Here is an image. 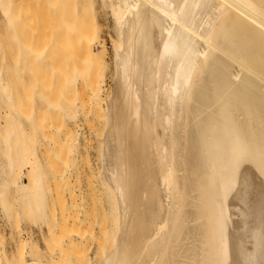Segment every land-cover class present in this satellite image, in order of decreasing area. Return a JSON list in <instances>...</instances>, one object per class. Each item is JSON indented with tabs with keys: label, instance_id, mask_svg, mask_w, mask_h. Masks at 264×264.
I'll return each mask as SVG.
<instances>
[{
	"label": "bare ground",
	"instance_id": "6f19581e",
	"mask_svg": "<svg viewBox=\"0 0 264 264\" xmlns=\"http://www.w3.org/2000/svg\"><path fill=\"white\" fill-rule=\"evenodd\" d=\"M4 1L2 11L6 2L12 3ZM103 1L118 41L102 180L117 206L119 238L95 264H264V0ZM42 12L41 19L47 13ZM86 25L66 34L69 38L62 36L65 30L56 35L59 28L53 29L57 39L48 33L49 25L45 33L33 26L35 33L31 39L26 34L25 42L30 41L31 57L53 70L44 67L43 73L59 76L53 77L58 90L78 93V99L103 91L99 71L91 72L104 62L96 50H102V57L105 43ZM43 34L46 44L39 49ZM43 73L38 75L43 80L36 81L42 90L53 81ZM54 86L48 83L42 93L52 95L48 89L54 92ZM12 92L5 95L19 108L20 99L14 100ZM62 127L59 135L67 128ZM5 137L6 129H0L3 153ZM53 145L57 150L58 143ZM64 148L60 153L68 151ZM165 169L170 176L160 181L167 188L163 194L157 182Z\"/></svg>",
	"mask_w": 264,
	"mask_h": 264
},
{
	"label": "rangeland",
	"instance_id": "374dc122",
	"mask_svg": "<svg viewBox=\"0 0 264 264\" xmlns=\"http://www.w3.org/2000/svg\"><path fill=\"white\" fill-rule=\"evenodd\" d=\"M10 1H12L10 4L9 1L6 2L7 9L4 11L0 9V83H2L0 85V129H6L4 142L6 151L4 153L0 151V264H20L21 259L23 264H95L104 259L103 255L105 256L114 249V241L119 238L118 220L115 217L117 206L114 207L116 204H114L111 190L103 183L102 178L104 179L106 172L104 173L105 168L103 167V161H101L103 159L101 157L104 151L103 148H105L103 139H105V132L109 126V105H111V99L113 100V92L116 87V78L113 73L117 43L115 41H118V37L114 30L112 14L110 8H108V3L103 0ZM45 9L48 14L44 12ZM41 11L44 12V14L42 12L43 19L40 15ZM82 15H84V18ZM53 17L55 21L57 19L56 23ZM84 19L89 24L86 25ZM48 20L50 21L48 22ZM33 22L35 23V26L33 25L35 31L36 29L41 31L43 27V33L46 32L45 27L49 25L47 30L49 29L48 33L52 31L50 32L52 35L55 31L53 29H56L55 32L60 31L56 35L64 30L62 36H68L66 34L69 32L74 35L77 28L78 30L85 29V25L86 28L96 30L94 34L97 36L95 37L99 36L98 38L105 43L106 47L105 53L101 54L102 57L99 56L102 50L97 48L96 54L104 62L100 64V60H98L99 65L96 63V68L91 72L99 71L97 76L100 78L97 77V80L98 82L103 80L101 82L103 91L98 94L99 98L97 95L82 94L81 100L80 97L77 98V96H80L77 95L78 93L72 95L71 92L70 94L67 92V95L65 92L59 91L58 79L55 81L53 79V77H59L58 72L57 76L46 72L50 76L48 78L47 74L46 78L53 80L51 83L47 82V85L48 83L52 86L55 85L51 91H54V88L58 86V91L55 90L58 93L55 91L49 92L48 89V94L53 93L54 95L47 96L45 94L47 98L45 97L42 91L45 92L44 89L47 85L43 90L40 89L41 84L38 85L37 79L42 75L43 68L46 66H42L40 59L33 58L30 41L28 40L29 44L25 43L29 35L31 39L33 33H35H32V29L34 30V27L31 26ZM47 22L48 24L45 25ZM91 22L93 25L95 24V29L91 28L93 26ZM36 23L39 24L36 25ZM80 25L82 26L80 27ZM71 27L75 30H71ZM29 29L30 31L26 33ZM55 32L54 39L56 38ZM26 34L28 37H26ZM71 34L69 33V35ZM43 36L41 40L38 37V41L42 43L40 44L37 41V45H41V47L38 45L39 49L42 48L43 44H46L45 38L48 35L43 34ZM75 37L71 36L72 39ZM65 38H62L63 41ZM38 48L36 50L39 51ZM35 54H37V51ZM58 62L60 63V61ZM60 65L63 69V64L60 63ZM39 66H42L41 69ZM46 69L49 68L46 67L45 71H47ZM56 69L58 70V68ZM34 70L36 72L41 71H39V74L37 73L39 76L34 73ZM52 71L50 70V72ZM54 71L56 70L54 69ZM46 73H43V75H46ZM40 78L38 79L39 82L43 80V78L41 80ZM79 82H76L78 83L77 86L75 82L72 83L78 90L80 87ZM7 88L9 89L8 93L14 90L12 92V96L15 97L14 100L17 99L18 101L20 99L21 106L19 108L15 104L16 100L13 104L8 95H5ZM27 94L30 96L25 104ZM96 97L97 103L95 101ZM29 101L30 108L27 107ZM22 107L25 111L20 109ZM27 112L29 113L27 114ZM38 114L41 115L38 116ZM48 117L49 119H47ZM59 117L61 119H58ZM57 119L60 120V123L58 122L59 124L55 125L54 120L57 121ZM45 124L47 125L45 126ZM63 125L67 127L65 130H63ZM60 126L63 128H61L63 133L66 129H71L69 134L66 133L68 136L65 133L59 135L58 128L60 129ZM45 128H47V131ZM61 136H64L63 138L71 137L72 139L66 138L65 140ZM127 138L128 141L131 139L129 135ZM55 139H59V142ZM52 140L54 145L53 142H50ZM62 140L63 142L68 141L66 143L70 145L66 147L67 144L61 142ZM129 142H131L130 146L135 145L132 139ZM57 143L58 149L53 150L52 145L57 148ZM63 147H65V150L68 149V151L66 150L67 153L65 151L63 153V150V154L60 153V149H63ZM49 155L51 159L48 157ZM158 157L161 161L160 163L158 161V163L163 162L161 166L159 164L157 166L160 172L165 167V163L160 154ZM61 160L64 162H61ZM166 171H164L165 173L162 172V174L164 173L162 176L157 173L158 179L161 178L155 180L159 181L157 187L162 193L163 190L167 191V188L160 181H162V177L164 179L166 175H168L167 177L170 176ZM164 185L166 190L162 189ZM146 197L149 198L148 195H145L144 199ZM20 246H22V249ZM99 258L100 260H98ZM94 260L98 261L95 262Z\"/></svg>",
	"mask_w": 264,
	"mask_h": 264
}]
</instances>
